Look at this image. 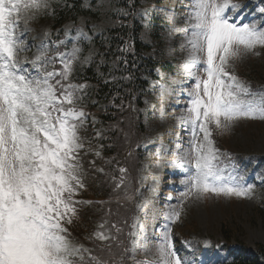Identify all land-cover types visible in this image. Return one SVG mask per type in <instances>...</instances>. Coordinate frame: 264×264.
Masks as SVG:
<instances>
[{
    "label": "snow or ice",
    "instance_id": "snow-or-ice-1",
    "mask_svg": "<svg viewBox=\"0 0 264 264\" xmlns=\"http://www.w3.org/2000/svg\"><path fill=\"white\" fill-rule=\"evenodd\" d=\"M47 7L48 0H0V264H84L83 253L89 251L70 243L66 227L76 205L85 203L74 200L84 187L77 123L84 113L75 107L76 90L84 86L65 83L79 50L73 49V59L61 60L59 72L47 70L51 58L44 43L31 60L18 58L27 50L21 39L27 28L20 30L21 21L27 25ZM238 7L231 0H192L188 68L196 83L189 93L188 115L181 117L192 125L191 148L182 161L194 169L188 183L197 196L247 197L252 191V185L244 187L231 174L223 175L212 139L213 125L220 130L241 118L264 120V93L251 92L228 70L234 59L264 47V28L229 22L226 9ZM201 53L206 78L191 72ZM25 63L37 74L29 73ZM179 215L173 210L170 219ZM104 229L99 224L91 238L117 240ZM170 232H164L156 248L155 264H187L174 250ZM107 247L111 251V243ZM88 264L108 262L89 255Z\"/></svg>",
    "mask_w": 264,
    "mask_h": 264
},
{
    "label": "rangeland",
    "instance_id": "rangeland-1",
    "mask_svg": "<svg viewBox=\"0 0 264 264\" xmlns=\"http://www.w3.org/2000/svg\"><path fill=\"white\" fill-rule=\"evenodd\" d=\"M53 1L55 0H48V7L37 12L27 25L21 21L20 30L27 28L21 37L27 50L18 54L19 59L24 60L27 57L31 60L42 51V43L54 44L52 40L55 39L61 38L59 44L75 37L90 41L89 31L100 32L103 28L115 24L110 14L111 7L113 8L112 0H88L84 6L96 16H80L75 25L72 20H67L62 26L53 27L48 16ZM231 3L239 5L234 9L236 12L231 11L235 16L232 20L238 19L253 3H256L254 10L257 16L251 19L249 24L258 25L259 19L264 15V0H231ZM138 9L143 25L141 38L153 46L147 55L154 57L155 52L164 60L174 62L176 70L166 76L158 72L162 82H151L150 89L143 94L140 109L135 106L129 108L127 103H124L118 110L123 126L130 136L127 140L115 138L111 145L110 151L115 153L111 168L114 173L107 183L116 186V192L124 195L123 202L128 206L132 203L133 215L125 250L126 264H155L156 248L168 229H171L173 248L177 247L183 250V253H188L189 250H205L208 245L219 247L224 244L227 247L233 243H243L254 247L258 243H264V216L261 215L264 210L259 211L264 209V120L241 118L230 128L220 130H216L213 125L212 139L214 147L221 154L220 160L236 164V168L242 173L241 176L232 168L229 172H223V175L231 174L244 187L252 185L251 193L247 197L216 195L211 192L200 196L192 194L188 178L194 173V169L189 162L182 161L184 154L191 148L192 125L181 119L188 115L187 109L192 99L189 93L196 83L188 68L191 48L187 41L192 33L189 23L192 0H142ZM231 9H226L227 17ZM154 15L163 18L157 34L154 32V24L150 23H154ZM247 21L244 20L238 25ZM229 22L232 23L231 20ZM260 28H264V25H260ZM45 32L49 35L45 36ZM158 36L160 44H156L154 39ZM74 48L81 49L79 46ZM73 49L67 53L71 54ZM95 50V45L90 47L79 63H85ZM79 53L80 50L76 52ZM65 55L63 53L61 58L64 59ZM200 56L201 62L193 65L191 72L206 78L203 71L204 54L201 53ZM23 66L28 70L32 68L29 63ZM228 70L251 92L264 93V47L257 46L253 52L234 59ZM30 72L32 75L37 74L32 69ZM69 83L77 86L72 81ZM82 104L87 107L86 103ZM78 106L79 103L75 105ZM88 113L90 120L95 121V114L90 108ZM138 116L144 129L141 134L137 129ZM77 123L80 124L78 134L81 143L86 148H92L94 145L95 151H99L101 146L96 145L86 135L85 117L82 122ZM200 136L202 138V133ZM121 153L126 159L120 158ZM81 154L79 151L80 166ZM124 162L129 163L130 170L137 169L136 189L133 194H126L125 191L129 183H133V179L120 172V165ZM82 182L84 187L79 189L75 196L93 197L95 191L86 188L83 178ZM173 210L180 213L175 221L170 219ZM75 220L77 216L73 217V221ZM69 241L73 246H82L89 250L70 236ZM192 259L194 258L190 259L191 262ZM260 262L264 264L263 259H260Z\"/></svg>",
    "mask_w": 264,
    "mask_h": 264
},
{
    "label": "trees",
    "instance_id": "trees-1",
    "mask_svg": "<svg viewBox=\"0 0 264 264\" xmlns=\"http://www.w3.org/2000/svg\"><path fill=\"white\" fill-rule=\"evenodd\" d=\"M88 0H56L49 9L48 16L53 27L71 19L77 20L80 16L91 14L90 9L83 4ZM93 2V0H91ZM142 0H112L110 14L115 24L111 27L103 28L100 32L89 31L90 41L84 38L77 39L78 42H70L79 46L81 53L73 59L72 79L75 83L83 85L81 88L83 97L91 98L87 111L90 110L96 116V122L90 126H98L102 139H98L105 144L104 152L95 156L91 152H82L81 177L89 191L94 190L93 197H80L77 201L85 203L77 204V220L66 225L71 237L90 248L89 254H84V264H88L89 255L96 256L108 264H126V245L128 241V229L131 216L133 215L132 203L128 206L123 202L124 195L116 192V186H111L107 180L114 173L111 171L115 160V153L110 151L115 138L127 140L130 136L123 126L122 118L119 115V108L127 103L129 108L135 106L142 107V97L147 91L148 80L144 76L158 78L154 74L153 68H157L165 74H172L176 66L174 62L164 60L157 56L145 55L152 47L144 43L140 38L142 28L141 16L138 15L139 4ZM160 17L154 15V32L157 34L160 26ZM76 24V23H75ZM159 43V38L154 37ZM95 45L96 50L86 63L79 66L81 58L86 51ZM91 94V95H87ZM137 129L141 134L144 129L138 116ZM90 133L93 128H89ZM120 158L126 159L124 154ZM264 162V160H263ZM120 168L125 169L123 173L126 177L133 179L129 183L126 194L135 193V179L137 169L130 170V165L124 162ZM90 199L98 201H89ZM264 209H260L262 211ZM260 214L262 212H259ZM264 216V213L261 214ZM104 223L105 231L117 237V240L102 242L92 237L97 231L98 225ZM115 225V227H112ZM117 229L120 231L117 232ZM111 243L109 251L107 244ZM225 264H263L264 243H258L254 247L239 243L238 247L225 249ZM79 263V261H78Z\"/></svg>",
    "mask_w": 264,
    "mask_h": 264
}]
</instances>
